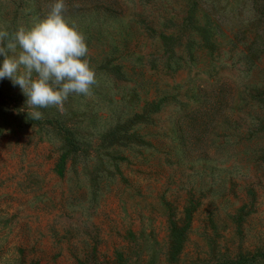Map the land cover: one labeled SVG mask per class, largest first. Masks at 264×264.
Listing matches in <instances>:
<instances>
[{"label":"rangeland","instance_id":"obj_1","mask_svg":"<svg viewBox=\"0 0 264 264\" xmlns=\"http://www.w3.org/2000/svg\"><path fill=\"white\" fill-rule=\"evenodd\" d=\"M65 5L97 83L30 120L0 81V264H264V0Z\"/></svg>","mask_w":264,"mask_h":264},{"label":"clouds","instance_id":"obj_2","mask_svg":"<svg viewBox=\"0 0 264 264\" xmlns=\"http://www.w3.org/2000/svg\"><path fill=\"white\" fill-rule=\"evenodd\" d=\"M65 11V0H53L37 23L0 28V81L20 88L30 120L42 119L40 109L50 106L63 112L70 95L88 96L97 83L85 37L66 21Z\"/></svg>","mask_w":264,"mask_h":264},{"label":"trees","instance_id":"obj_3","mask_svg":"<svg viewBox=\"0 0 264 264\" xmlns=\"http://www.w3.org/2000/svg\"><path fill=\"white\" fill-rule=\"evenodd\" d=\"M26 111H28V108L26 109ZM22 112V114L26 115L27 116V112Z\"/></svg>","mask_w":264,"mask_h":264}]
</instances>
